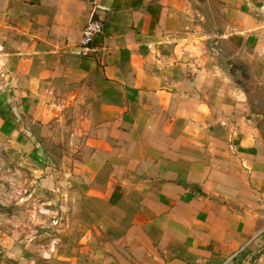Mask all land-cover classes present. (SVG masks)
<instances>
[{
  "label": "crops",
  "instance_id": "0c3cea01",
  "mask_svg": "<svg viewBox=\"0 0 264 264\" xmlns=\"http://www.w3.org/2000/svg\"><path fill=\"white\" fill-rule=\"evenodd\" d=\"M173 2L0 0V142L42 194L64 189L74 252L46 261L8 226L0 264H264V143ZM227 7L264 56V0Z\"/></svg>",
  "mask_w": 264,
  "mask_h": 264
},
{
  "label": "rangeland",
  "instance_id": "374dc122",
  "mask_svg": "<svg viewBox=\"0 0 264 264\" xmlns=\"http://www.w3.org/2000/svg\"><path fill=\"white\" fill-rule=\"evenodd\" d=\"M173 3L172 7H186L188 45L193 48L192 51L202 55L203 60L213 61L225 70L227 80H230L235 93L244 102L243 111L250 126L264 143V56L257 51L244 52L242 45L233 42V36L230 35L233 30L227 12L228 0H174ZM2 147L3 144L0 142V234L8 226L19 230L20 234L17 238L29 239L38 233L32 241L39 253L37 244L48 241L50 229L36 230V226L33 227L29 219V209L33 202L48 203L62 216L58 243V249L61 244L60 253L62 252L63 257L74 254L70 250L69 238L65 236L61 241L66 225L64 215L66 210L62 204L55 202L53 197L54 194L62 196L64 189L59 187L50 190L54 193L52 195L42 194L36 189L35 179L38 177L33 175L35 173L30 169L23 173L16 161L10 162V157ZM111 239L108 236L105 241ZM92 243H96L95 237H92L88 244ZM92 254L95 256H90L92 262L99 263L105 260L103 253Z\"/></svg>",
  "mask_w": 264,
  "mask_h": 264
},
{
  "label": "built area",
  "instance_id": "2783aa9c",
  "mask_svg": "<svg viewBox=\"0 0 264 264\" xmlns=\"http://www.w3.org/2000/svg\"><path fill=\"white\" fill-rule=\"evenodd\" d=\"M103 22L100 19L92 18L82 29L81 45L84 49L93 47L96 39L103 33ZM29 219L33 223V227L40 231V228L50 229L49 239L46 243H38V251L43 259L50 260L58 250L60 240V231L62 224V216L57 209L48 203L33 202L29 209ZM30 237L32 241L37 237Z\"/></svg>",
  "mask_w": 264,
  "mask_h": 264
}]
</instances>
